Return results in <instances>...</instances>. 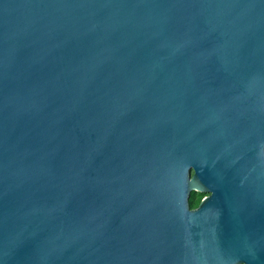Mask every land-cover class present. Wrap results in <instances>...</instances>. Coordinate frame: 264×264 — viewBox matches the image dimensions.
<instances>
[{
	"label": "water",
	"instance_id": "obj_1",
	"mask_svg": "<svg viewBox=\"0 0 264 264\" xmlns=\"http://www.w3.org/2000/svg\"><path fill=\"white\" fill-rule=\"evenodd\" d=\"M243 133L264 0H0V264H264L262 213L188 202Z\"/></svg>",
	"mask_w": 264,
	"mask_h": 264
},
{
	"label": "flooded vegetation",
	"instance_id": "obj_2",
	"mask_svg": "<svg viewBox=\"0 0 264 264\" xmlns=\"http://www.w3.org/2000/svg\"><path fill=\"white\" fill-rule=\"evenodd\" d=\"M235 150L238 166L236 178L232 172L217 174L210 170L206 142L199 145L202 172L189 192V207L195 210L202 206L208 215V208L212 204L221 205L222 202L218 200L226 198L235 200L251 216V220L257 222L261 213L264 217V141L249 138L243 133ZM195 173V167H190L189 178L193 179Z\"/></svg>",
	"mask_w": 264,
	"mask_h": 264
}]
</instances>
